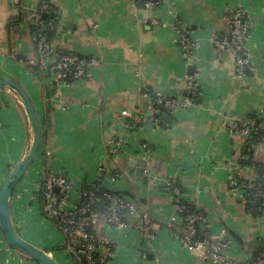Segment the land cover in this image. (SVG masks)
Wrapping results in <instances>:
<instances>
[{
  "label": "crops",
  "instance_id": "obj_1",
  "mask_svg": "<svg viewBox=\"0 0 264 264\" xmlns=\"http://www.w3.org/2000/svg\"><path fill=\"white\" fill-rule=\"evenodd\" d=\"M51 1L60 13L51 40L59 54L96 56L100 65L91 69V77L70 86L38 77L28 60L36 56L30 15L41 0H0V67L24 83L43 133H48L11 199L18 232L61 264H79L36 199L44 153L49 152L51 172L65 173L73 182L70 203L82 201L83 190L98 180L104 166L103 188L130 191L139 208L151 214L153 239L145 236L138 218H132L135 224L130 226L107 228L113 264H214L168 228L176 213L175 196L165 190L169 179L177 180L184 189L182 197L206 214L214 236L232 241L229 254L246 264L261 252L264 213L258 207L257 215L249 212L244 205L249 195L234 192L230 180L260 174L239 161L245 137L230 128L251 113L264 123V0H162L156 8L147 7L144 0ZM239 6L252 23L246 44L250 63L244 74L236 70V54L216 45L217 38L230 34L227 17ZM24 10L27 15L15 24ZM176 16L183 17L196 39L191 59L185 58L177 41ZM190 77L200 102L177 106L170 117L156 112L152 95L182 98L190 92ZM125 110L130 117L122 116ZM136 118L141 123L133 130L130 121ZM31 136L20 99L9 88L0 89V189L25 156ZM110 139L118 144L115 154ZM255 149L264 168V140ZM242 157L249 160L251 155ZM138 167L144 168V176L138 175ZM116 170L125 175L113 180ZM229 229L239 233L244 244ZM0 264L38 263L0 234Z\"/></svg>",
  "mask_w": 264,
  "mask_h": 264
},
{
  "label": "built area",
  "instance_id": "obj_2",
  "mask_svg": "<svg viewBox=\"0 0 264 264\" xmlns=\"http://www.w3.org/2000/svg\"><path fill=\"white\" fill-rule=\"evenodd\" d=\"M145 1V5L150 8H156L162 2V0ZM48 7V4L44 3L41 10L37 11V8L30 15L33 20L32 38L36 56L28 60L29 66L38 67L43 77H49L55 83H65L68 86L72 85L75 80L91 77V69L100 65L99 58L70 52L59 54L57 47L46 37L40 35V29L44 25L42 14L45 11L48 12ZM227 18L230 24V34L226 37L217 38L216 45L221 50H232L236 54V70L239 74H244L250 63L246 44L250 37L252 23L247 10L241 6L233 8ZM153 22L155 24L160 23L156 18ZM175 26L178 33L177 41L183 49V54L185 58L191 59L197 48L196 39L192 36L182 16H176ZM50 27L56 30L55 23L51 22ZM194 81L193 77L189 78L191 95L174 98L157 94L156 103L158 107L153 105L156 112H161L164 108L172 110L180 105L188 106L195 103L199 94ZM130 115L127 110L122 112V116L126 118ZM159 121V118L155 119V122L158 123ZM140 123L141 118H136L133 126L139 127ZM261 129H264V123L257 125L255 119L244 118L232 124L230 132L241 134L247 138L252 132L259 135ZM262 142L248 141V144L259 148ZM108 144L111 153L118 152V144L113 139H110ZM143 148L150 151L151 147L148 143H144ZM104 171L103 166L100 168L98 180L92 184V187L103 188ZM124 175L125 173L121 170H116L113 180L122 178ZM42 176H44V171ZM44 177L45 189L42 193L36 192V199L41 204L45 218L53 222L64 236L65 248L78 261L85 260L86 264H113L112 240L106 230L113 226L126 227L135 224L132 218L139 219L138 226L147 238H155L153 218L148 211H142L139 208V201L135 198L123 192L113 193L107 191L104 193L106 203L98 207L100 197L94 189H88L83 190L80 203H70L73 182L69 176L65 173H51ZM230 187L234 192L243 193L251 188L252 194L244 199L245 207L250 212L248 207L250 201L261 199L260 209L264 213V180H259L257 177L240 180L234 177L230 180ZM57 188H59V191H57ZM165 190L175 194L176 213L168 223V228L173 234L178 236L185 245L199 252L201 257L212 261L214 264H244L229 254L231 240L218 238L210 231L203 238L197 236L199 230L202 232L208 226V218L200 212H190L188 205L180 203L182 194L177 185V180L169 179ZM186 211L188 213L185 218L184 213ZM175 224H185L186 232L175 230ZM97 225L105 231L100 238L93 230L94 226ZM246 264H264V255L253 256Z\"/></svg>",
  "mask_w": 264,
  "mask_h": 264
},
{
  "label": "water",
  "instance_id": "obj_3",
  "mask_svg": "<svg viewBox=\"0 0 264 264\" xmlns=\"http://www.w3.org/2000/svg\"><path fill=\"white\" fill-rule=\"evenodd\" d=\"M9 88L20 99L29 123L32 127V136L29 148L25 156L16 164V166L10 171L6 179L4 180L0 189V230L5 241L15 250L20 253L36 260L40 264H61L46 250L39 248L33 243L26 240L18 232L11 214V199L13 197L17 184L24 178L28 169L35 162L37 155L40 152L43 138L42 122L38 115L37 107L33 97L29 93L24 83L15 75L5 71L0 67V89L5 90ZM168 114L171 115L169 109L164 108ZM136 164V162H135ZM257 172L262 175L264 172L263 166L259 167ZM137 173L140 176H144L145 170L143 167L137 168ZM59 191V188H57ZM124 194L134 197L130 191H123ZM248 195L252 194V189L246 190ZM253 214H258L255 202L252 201ZM231 235L238 240L241 244H244V239L239 233L229 229Z\"/></svg>",
  "mask_w": 264,
  "mask_h": 264
},
{
  "label": "trees",
  "instance_id": "obj_4",
  "mask_svg": "<svg viewBox=\"0 0 264 264\" xmlns=\"http://www.w3.org/2000/svg\"><path fill=\"white\" fill-rule=\"evenodd\" d=\"M44 3H47L48 4V12H44L43 14H42V19H43V21H44V25L41 27V29H40V35L41 36H44V37H46V39H48L49 41H51L53 38H54V36H55V33H56V30L55 29H52L51 27H50V23L51 22H53V23H55L56 24V26H57V23H58V20L60 19V13H59V11H58V7L51 1V0H41V2H40V5H39V7H38V10L37 11H39V10H41V8H42V4H44ZM144 3H146V1L144 0ZM158 7V6H157ZM27 15V12L24 10V11H22L21 12V14L20 15H18L16 18H15V24L16 23H19L23 18H24V16H26ZM31 30L33 31V28H31ZM32 33V32H31ZM58 53H59V51H58ZM31 69L33 70V72L38 76V77H40V78H43V76L41 75V73H40V69L38 68V67H36V66H31ZM148 91V90H147ZM149 92V91H148ZM187 95H191V93L190 92H187L186 93ZM156 98H157V95H155V94H153L152 95V100H153V105H155V106H157L158 107V105H157V103H156ZM196 102H200V96L199 97H197V99H196ZM163 112H165V113H167L166 111H164V110H162ZM171 111V110H170ZM168 116L170 117L171 115L170 114H168ZM248 118H251V119H255V121H256V123H257V125H260V124H262L263 123V120L261 119V118H259L258 117V115L256 114V113H251V114H249L248 115ZM133 123H134V120H131L130 121V127L133 129V130H135V129H137L138 128V126H133ZM140 126V125H139ZM47 135H48V133L47 132H45V133H43V136H44V138H46L47 137ZM241 135V134H240ZM264 140V129H261L260 130V134L259 135H256L255 133H251L250 135H249V137H247V138H244V146H243V150H242V152H241V154H240V158H239V161L241 162V163H243V164H250V165H252L254 168H255V170H258V168L259 167H261V166H263V163H262V161L260 160V158H259V156H258V153L259 152H256V149L254 148V146H252V145H250V144H248V141H253V142H260V141H263ZM247 153H249L250 155H251V158L249 159V160H246L245 158H243L242 156H244L245 154H247ZM44 155H45V169H44V176H47V175H49V174H51L52 172H51V170H50V165H51V163H52V161H53V157L52 156H50L49 154H48V152H45L44 153ZM44 176H42V178L40 179V181H39V185H38V191L40 192V193H42L43 192V190L45 189V177ZM237 179H243V178H241V177H239L238 175H236L235 176ZM259 180H264V174H262V175H260V176H258L257 177ZM177 185L179 186V188H180V192H181V194L184 192V189H183V186L177 181ZM88 189H94L95 191H96V193L98 194V196L100 197V202L98 203V207H100L102 204H104V203H106V201H105V196H104V193L105 192H107V191H111V192H113V193H121V192H117V191H114V190H111V189H107V188H98V187H92V186H86L85 187V190H88ZM174 196H175V194H174ZM250 196V195H249ZM42 201H43V199H41ZM252 201H254L255 202V205H256V208L258 207L259 209L261 208V199H259V200H251L250 201V203H249V205H248V207H249V209H250V211H252L253 210V207H252ZM180 203L181 204H186V205H188L189 206V211L190 212H194V211H196V212H200V213H202L203 215H205L206 216V214L205 213H203L202 212V209H199L198 208V206H196V205H194V204H192V203H190V202H188L185 198H183V197H181V199H180ZM43 204V203H42ZM187 213H188V211H186L185 213H184V215H185V218L187 217ZM78 215H79V213H77ZM84 216V215H83ZM175 228V230H177L178 232H186V225L185 224H175V226H174ZM92 230V229H91ZM93 230L95 231V233L97 234V236H98V238H100V236H102L103 234H104V229L103 228H100V226H94V228H93ZM210 230L208 229V227H205L204 229H203V231L201 232L200 230L198 231L199 233L197 234V236L198 237H200V238H203L205 235H206V233L207 232H209ZM259 244H261V252H257L255 255L256 256H259V255H264V243L263 242H261V243H259ZM262 245H263V247H262ZM34 260V259H33ZM35 262H37L36 260H34ZM38 263V262H37ZM78 263L79 264H86V262H85V260H83V261H78ZM38 264H40V263H38Z\"/></svg>",
  "mask_w": 264,
  "mask_h": 264
},
{
  "label": "rangeland",
  "instance_id": "obj_5",
  "mask_svg": "<svg viewBox=\"0 0 264 264\" xmlns=\"http://www.w3.org/2000/svg\"><path fill=\"white\" fill-rule=\"evenodd\" d=\"M0 234H2V232H1V230H0ZM3 236V235H2ZM59 251H62L61 249H59ZM60 253V255L62 254L61 252H59ZM70 262H68V264H69Z\"/></svg>",
  "mask_w": 264,
  "mask_h": 264
}]
</instances>
